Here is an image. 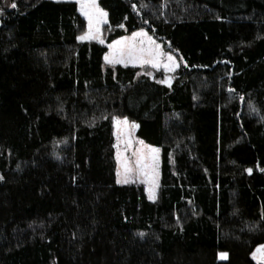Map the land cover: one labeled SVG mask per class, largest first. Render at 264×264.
<instances>
[{
  "label": "trees",
  "instance_id": "trees-1",
  "mask_svg": "<svg viewBox=\"0 0 264 264\" xmlns=\"http://www.w3.org/2000/svg\"><path fill=\"white\" fill-rule=\"evenodd\" d=\"M98 3L104 43L78 39L74 1L0 0V264H256L264 0ZM142 29L174 79L104 65ZM114 118L160 148L155 201L117 182Z\"/></svg>",
  "mask_w": 264,
  "mask_h": 264
},
{
  "label": "rangeland",
  "instance_id": "rangeland-1",
  "mask_svg": "<svg viewBox=\"0 0 264 264\" xmlns=\"http://www.w3.org/2000/svg\"><path fill=\"white\" fill-rule=\"evenodd\" d=\"M63 1H74L77 4L78 12L84 21V29L81 31L80 36L85 35L89 32V21L88 18L80 10V2L78 0H63ZM96 5L99 6L98 0H95ZM103 10V9H102ZM104 11V10H103ZM105 12V11H104ZM106 13V12H105ZM107 25V15L99 20L98 31L93 29V38H85L80 41H95L98 43H104L105 37L107 35L106 30ZM146 33L144 36L133 37V33ZM129 35L120 37L110 44L107 45V52L103 57V62L105 66H130L140 69L139 75L145 74L149 77L155 75V73H161L163 75V81L172 80L175 77V72L181 65V59L178 54L168 46L160 43L154 36L150 35L145 30H137ZM154 41V44L149 43V39ZM120 41V44H115L114 42ZM112 45V47H109ZM159 45L160 55L158 57L159 66L153 67L152 63L142 62L150 58L149 53L146 51L149 48ZM133 47L134 52L132 57H129V48ZM141 49H145L141 52ZM171 55L175 61V67L166 68L165 64H168L167 56ZM105 56L109 57V61L105 60ZM121 60L122 62L117 63L115 61ZM125 121H127L125 123ZM135 124L130 122L125 118H114L113 119V134H114V149H115V160H116V175L117 180L123 181L127 179V183L118 184H140L144 187L147 198L149 199L150 192L154 191L155 198L149 199L150 201H155L158 195L159 185H160V163H161V152L160 148L155 146H150L140 140L136 136V129L131 126ZM153 149H159L158 153H153ZM156 156V160L153 161L152 157ZM140 161V163H138ZM125 164H127L130 169L129 172L125 173ZM119 174V175H118ZM262 246V245H261ZM260 247V246H259ZM257 247L252 254V259L256 264H264V259L261 258L260 253H257ZM254 253L256 255L254 256ZM220 259H226L220 255Z\"/></svg>",
  "mask_w": 264,
  "mask_h": 264
},
{
  "label": "snow or ice",
  "instance_id": "snow-or-ice-1",
  "mask_svg": "<svg viewBox=\"0 0 264 264\" xmlns=\"http://www.w3.org/2000/svg\"><path fill=\"white\" fill-rule=\"evenodd\" d=\"M78 2H80V10L81 12L88 18V21H89V32L86 33L85 35L83 36H80L78 37V39L80 40H83L85 38H93V29L95 28L96 31H98V24H99V20L102 19L103 17H105L107 15V13H105L102 9H100L97 5H96V2L95 0H78ZM12 7H16L15 4L12 5ZM146 35V33H143V31H141L140 33H133V37H136V36H144ZM149 39V43L150 44H154L155 42L154 41H151V38H148ZM115 44H120L121 42L120 41H116L114 42ZM109 47H112V45H110ZM145 49H141V52H144ZM149 55H150V58L147 59V60H143L142 62H148V63H152L153 67H158L159 66V60H158V57L160 55V49H159V45H155L154 49L153 48H149L146 50ZM134 52V48L133 47H130L129 48V57H132V54ZM105 60L106 61H109V57L108 56H105ZM167 60H168V64H165V67L166 68H173L176 66L175 65V61L173 59V57L171 55H168L167 56ZM111 62V61H109ZM117 63H120L122 62L121 60H117L115 61ZM163 82V81H161ZM127 121H125L126 123ZM132 128H135L136 125L133 124L131 126ZM153 153H158L159 152V149H153L152 150ZM153 161L156 160V156L154 155L152 157ZM138 163H140V161H138ZM125 168V173L129 172L130 169L128 168L127 164H125L124 166ZM247 171L251 172V169H248ZM119 175V174H118ZM118 183H127L128 180L127 179H124L123 181L121 180H117ZM155 198V194H154V191L150 192V195H149V199H154ZM143 235V234H141ZM257 253H260V256L262 259H264V245L260 246L258 249H257ZM220 255L222 257H226V253H220ZM256 255V253H254V256Z\"/></svg>",
  "mask_w": 264,
  "mask_h": 264
}]
</instances>
